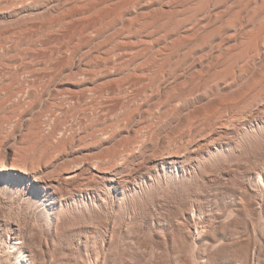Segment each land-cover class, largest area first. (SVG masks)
Instances as JSON below:
<instances>
[{
    "label": "rangeland",
    "instance_id": "1",
    "mask_svg": "<svg viewBox=\"0 0 264 264\" xmlns=\"http://www.w3.org/2000/svg\"><path fill=\"white\" fill-rule=\"evenodd\" d=\"M19 256L264 264V0H0V264Z\"/></svg>",
    "mask_w": 264,
    "mask_h": 264
},
{
    "label": "bare ground",
    "instance_id": "2",
    "mask_svg": "<svg viewBox=\"0 0 264 264\" xmlns=\"http://www.w3.org/2000/svg\"><path fill=\"white\" fill-rule=\"evenodd\" d=\"M256 46V45H255ZM8 172H10V173H7V175L8 176H10V177H12V173H11V171H13V170H17V171H21L22 173L24 172L21 168H15V167H12V166H10V167H8L7 169H6ZM25 173V172H24ZM39 186H37V185H35V184H33V188H34V190L37 192V193H41L42 192V190L40 189V188H38ZM44 193V192H43ZM44 195H46V194H44ZM12 244V248L16 245V243L15 242H13V243H11ZM22 255V254H21ZM20 257V256H19ZM16 258L14 261V264H32V262L31 261H29V259L26 257V256H23V257H20V258Z\"/></svg>",
    "mask_w": 264,
    "mask_h": 264
}]
</instances>
